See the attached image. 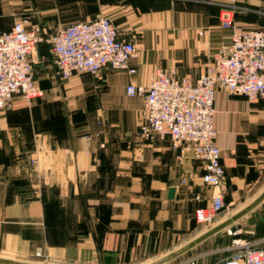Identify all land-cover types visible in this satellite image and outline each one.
<instances>
[{
  "label": "crops",
  "instance_id": "0c3cea01",
  "mask_svg": "<svg viewBox=\"0 0 264 264\" xmlns=\"http://www.w3.org/2000/svg\"><path fill=\"white\" fill-rule=\"evenodd\" d=\"M225 3L0 0V32L21 20L59 28L106 16L137 48L129 63L133 75L105 72V86H79L76 74L64 88L70 98H45L41 86L42 98L30 104L16 99L0 114V257L29 260L44 252L81 264H111L114 257L155 250L165 256L179 248L170 244L193 230L195 210L208 204L193 194L207 200L214 191L201 185L199 162L180 163L169 140L141 141L142 100L127 96L126 87L146 84L156 69L193 79L203 74L230 42V32L220 28ZM234 20L264 29V0H242ZM37 48L35 63L52 75L57 68L50 44ZM65 107L80 109L66 115ZM215 107L230 203L243 188H264V100L218 91ZM184 177L188 188L181 187Z\"/></svg>",
  "mask_w": 264,
  "mask_h": 264
},
{
  "label": "built area",
  "instance_id": "2783aa9c",
  "mask_svg": "<svg viewBox=\"0 0 264 264\" xmlns=\"http://www.w3.org/2000/svg\"><path fill=\"white\" fill-rule=\"evenodd\" d=\"M241 1L226 0L220 28L230 32V42L218 50L197 79L181 76L175 69H156L146 84L130 83L126 87L127 96L142 100L140 136L148 141L169 140L180 163L188 159L199 162L201 185L214 191L207 200L199 193L193 194L199 203L208 201L194 214L196 223L204 226H212L230 210L215 126L217 92L264 100V29L243 28L235 22L234 12ZM27 24L21 20L10 30L0 32V111L11 109L16 99L30 104L43 97L33 56L44 42L50 44L63 80L78 73L98 74L104 69L136 73L129 65L137 55L135 44L121 37L106 16L60 27L48 37L40 26ZM181 186H189L187 177L181 179ZM219 264H264V246L243 244Z\"/></svg>",
  "mask_w": 264,
  "mask_h": 264
},
{
  "label": "rangeland",
  "instance_id": "374dc122",
  "mask_svg": "<svg viewBox=\"0 0 264 264\" xmlns=\"http://www.w3.org/2000/svg\"><path fill=\"white\" fill-rule=\"evenodd\" d=\"M237 9H239V4ZM237 9L235 10V12L237 11ZM59 28L41 27L42 32L46 37L53 35ZM37 51L38 48L36 49V52ZM46 70H47L46 68L41 66L40 62L35 63V73L37 77V82L40 86L46 88L45 98L48 97L47 95L48 93H51L50 97L52 99L62 100V99L70 98L69 94L65 92L64 88H66L65 86H71L70 84L71 80L70 79L63 80L59 78L58 72L56 70H53L52 75L50 74L49 76H47ZM105 72L113 73L118 71L104 69L100 73L90 74V76L86 75L87 73H78L77 75L81 76V79L78 81L80 82L79 86H105V84L101 82L102 74ZM49 88L53 89V91H50ZM79 109L80 108L77 107H65V113L66 115H72V114L74 115V113L77 112ZM87 109H92V107H88ZM53 110L55 111L58 109L56 107H53ZM4 112L6 111H0V114ZM138 135L141 141H145L149 143L154 142L143 139L140 136V133H138ZM188 181L190 182V179H188ZM181 187L188 188L187 186H181ZM263 189L264 188L261 186L247 187L241 189V192L239 193V197H238L239 199L237 201L233 199L230 200L229 214L225 213L223 215H220L216 219L214 224H212V226L199 225L196 223L194 217L195 226L193 230L188 234H186L184 237H180L179 239L173 241V243L170 244V249H175L183 246L184 244L188 243L189 241L193 240L194 238L208 231L217 224L230 218L231 216L242 210L244 207H246L248 204H250L260 194V192ZM243 244H257L258 246H264V202L258 208L252 211L250 214H248L247 216H245L244 218H242L241 220H239L238 222H236L226 230L209 238L205 242L201 243L200 245L196 246L189 252L185 253L184 255L171 261L168 264H191V263L219 264L223 260L233 256L236 253V251L240 249V246H242ZM155 249H157V246ZM148 253H147L148 256L146 254L145 256L138 255L136 258L123 255L121 260L120 258L118 259L113 256L114 259L111 260L110 263L111 264H142L146 261L161 257L162 255L165 254V251L155 250L152 253L150 252L151 254ZM20 261L40 263V264H81L77 261L74 262L68 260L65 257L55 258L50 255L48 256L45 255L44 252L39 257L31 258L29 260H20Z\"/></svg>",
  "mask_w": 264,
  "mask_h": 264
},
{
  "label": "water",
  "instance_id": "95a60500",
  "mask_svg": "<svg viewBox=\"0 0 264 264\" xmlns=\"http://www.w3.org/2000/svg\"><path fill=\"white\" fill-rule=\"evenodd\" d=\"M175 195V188H171L169 190V198L173 199ZM264 202V190L260 193L250 204L244 207L242 210L231 216L230 218L224 220L223 222L217 224L216 226L212 227L208 231L204 232L203 234L199 235L198 237L194 238L193 240L189 241L188 243L184 244L183 246L179 247L178 249L162 256L149 264H168L171 261L179 258L180 256L184 255L185 253L189 252L196 246L200 245L201 243L205 242L209 238L217 235L218 233L226 230L256 208H258ZM0 264H40V263H32L20 260H13L0 257Z\"/></svg>",
  "mask_w": 264,
  "mask_h": 264
}]
</instances>
